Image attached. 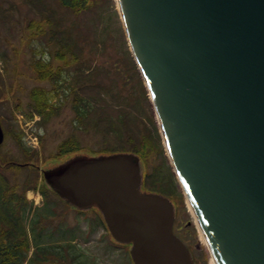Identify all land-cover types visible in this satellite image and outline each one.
<instances>
[{
    "label": "water",
    "instance_id": "1",
    "mask_svg": "<svg viewBox=\"0 0 264 264\" xmlns=\"http://www.w3.org/2000/svg\"><path fill=\"white\" fill-rule=\"evenodd\" d=\"M117 3L213 256L264 264V0ZM43 175L73 208H98L134 264H194L173 232L172 200L142 190L137 154H76Z\"/></svg>",
    "mask_w": 264,
    "mask_h": 264
},
{
    "label": "rangeland",
    "instance_id": "2",
    "mask_svg": "<svg viewBox=\"0 0 264 264\" xmlns=\"http://www.w3.org/2000/svg\"><path fill=\"white\" fill-rule=\"evenodd\" d=\"M83 1L90 7L67 6L62 0H0V122L5 131L0 174L9 191L12 187L28 200L25 227L30 230L31 206L47 203L57 215L54 231L56 227L76 229L73 242L85 260L94 256L97 264H132L127 258L131 245L112 238L98 209L79 211L51 191L46 196L41 192L42 187L48 190L43 170L76 154L132 152L140 157L142 190H159L172 199L191 222L192 251L196 253L200 245L202 264H212L210 246L200 236L198 221L168 156L150 90L131 51L117 0ZM43 4L61 19L57 28L79 49L82 56L78 60L67 48L62 49L66 55L57 58L60 44L51 38L54 25L39 13ZM30 22L34 26H29ZM35 58L52 59L55 69L66 68L63 72H70L71 86L80 67L85 73L81 83L91 85L84 88L78 83L77 91L66 89L67 95L61 90L50 103L55 108L48 116L35 112L31 117L33 88L40 85L52 90V83L41 80L34 70ZM84 102L91 111L86 112ZM12 161L20 164L11 165ZM42 241L46 244L49 238ZM31 244L29 256L35 250L33 240Z\"/></svg>",
    "mask_w": 264,
    "mask_h": 264
},
{
    "label": "trees",
    "instance_id": "3",
    "mask_svg": "<svg viewBox=\"0 0 264 264\" xmlns=\"http://www.w3.org/2000/svg\"><path fill=\"white\" fill-rule=\"evenodd\" d=\"M67 6H76L80 8L90 7L85 4L86 1L83 0H62ZM45 4L39 9V13L48 22L54 25L52 29L51 38L55 42H59L60 48L56 50L57 58H63L66 55L63 48H67L72 52V56L75 60H78L80 52L77 51V46H73L72 42L66 41L63 35L64 31L57 28V24H60L61 19H59L55 14V10ZM73 9V8H72ZM79 10L78 8H74ZM42 10V11H41ZM35 24V21H34ZM29 26H34L29 23ZM67 33L66 35H68ZM79 53V54H78ZM77 56V58H76ZM73 61L72 59H70ZM69 61V60H68ZM34 70L38 73V77L41 80H49L52 83V90L37 86L31 91L32 101L30 104V114L31 117L36 113L40 114L42 117L48 116L54 110V106L50 104L55 97H59V92L64 91V95H67L69 89L71 91H77L76 86L78 83L80 86H86L91 84H82L81 79L85 76L84 69L78 68L80 71L75 73L72 80L75 81L74 85L71 86L72 81L70 72L64 74V70H60L61 67L55 69L53 67L52 59L35 58L33 61ZM77 69V68H75ZM85 78V77H84ZM64 87V89H62ZM67 97V96H65ZM84 102V108L87 111H91L89 106ZM53 109V110H52ZM20 140V139H19ZM23 140H20L21 145ZM73 150V149H69ZM117 152V151H113ZM44 184H47L44 180ZM46 186V185H45ZM48 190H44L42 187V194L44 196L48 195V191H51L57 195L51 188L47 185ZM12 190V191H11ZM9 191L5 178L0 174V264H88L91 261L92 264H97L95 257H89V260L84 259V253L81 252V248L78 244H75L74 237L76 235V229H65L56 227L54 231V219L56 218V213L49 204L45 203L44 206H35L32 209L31 218L29 219L30 230L26 226V218L24 214L27 211L28 200L25 195H19L16 190L11 187ZM156 192H160L156 190ZM50 227H52L50 229ZM57 232V233H55ZM60 234V237H56V234ZM49 238V242L44 244L43 238ZM31 240L35 247L34 252L29 256L30 249L32 247ZM128 252V251H127ZM88 257V256H87ZM127 258L132 263L129 252L127 253ZM84 261V262H83ZM133 264V263H132Z\"/></svg>",
    "mask_w": 264,
    "mask_h": 264
},
{
    "label": "flooded vegetation",
    "instance_id": "4",
    "mask_svg": "<svg viewBox=\"0 0 264 264\" xmlns=\"http://www.w3.org/2000/svg\"><path fill=\"white\" fill-rule=\"evenodd\" d=\"M3 126V125H2ZM1 163V162H0ZM11 165L13 164H20L18 162H10ZM175 220L173 224V232L176 236H178L190 249L192 253V257L194 259L195 264H202V259L200 258L199 252L202 250L200 245H197L196 248L198 251L194 253L191 249V242L193 241V234L191 230V222L186 220L185 213L181 211L179 208L175 207ZM104 224V222H103Z\"/></svg>",
    "mask_w": 264,
    "mask_h": 264
},
{
    "label": "bare ground",
    "instance_id": "5",
    "mask_svg": "<svg viewBox=\"0 0 264 264\" xmlns=\"http://www.w3.org/2000/svg\"><path fill=\"white\" fill-rule=\"evenodd\" d=\"M160 126H161V125H160ZM161 130H162V132H163L162 127H161ZM164 140H165V139H164ZM168 153H169V152H168ZM31 197H32V195H31ZM187 202H188V204H189V208L192 210L194 216L196 217V219H197V221H198V230H199V232H200V236H201V238H203V240L209 245L208 240H207L206 235H205V232H204V229L202 228V226H201V224H200V222H199V220H198V217H197V215H196V212L194 211V209H193V207H192V205H191V203H190V201H189L188 199H187ZM213 257H214V256H213ZM212 264H218L217 261H216V259H215V257H214V260L212 259Z\"/></svg>",
    "mask_w": 264,
    "mask_h": 264
}]
</instances>
